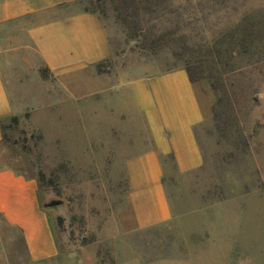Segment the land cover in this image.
<instances>
[{"label": "rangeland", "instance_id": "1", "mask_svg": "<svg viewBox=\"0 0 264 264\" xmlns=\"http://www.w3.org/2000/svg\"><path fill=\"white\" fill-rule=\"evenodd\" d=\"M173 3L177 11L167 18L185 22V44L152 42L150 35H164L173 26L166 16H137L132 0L76 4L77 10L97 12L109 33L114 54L98 70L144 76L184 68L206 113L196 128L204 165L166 178L171 203L182 216L152 230L159 246L149 259L192 252L197 264H264V0ZM27 26L0 25V64L17 108L5 123L0 168L12 166L38 183L39 204L59 249L58 257L41 264H115L121 221L129 215L126 159L139 152L141 139L148 143L141 120L132 114L120 121L98 106L84 113L81 142L76 131L67 147L64 140L51 141L61 118L43 111L53 84L26 37ZM166 163L172 170L171 160ZM147 245L132 244V261L145 255ZM0 264H33L20 232L1 215Z\"/></svg>", "mask_w": 264, "mask_h": 264}, {"label": "crops", "instance_id": "2", "mask_svg": "<svg viewBox=\"0 0 264 264\" xmlns=\"http://www.w3.org/2000/svg\"><path fill=\"white\" fill-rule=\"evenodd\" d=\"M78 1L0 0V25L13 21L28 25L26 37L52 80L43 111L61 118V129L52 130L49 139L64 140L67 147L72 142L71 133L76 131L81 142L84 113L98 106L120 121L135 114L148 143L141 139L139 152L134 156L129 152L126 159L129 215L121 221L122 246L115 264H197L192 252L149 259L157 255L159 246L152 230L171 225L182 216L171 203L166 178L194 173L204 165L196 128L206 113L194 85L184 68L144 76L98 70V65L111 61L113 45L101 16L95 11L77 10ZM4 73L0 64V145L6 141L5 123L17 114ZM34 124L41 127L36 120ZM122 130L112 128L111 132ZM124 132L132 141V132ZM0 215L20 232L31 263L58 257L50 219L39 204L36 179L12 166L0 168ZM139 242L150 246L145 247V255L132 261V244Z\"/></svg>", "mask_w": 264, "mask_h": 264}, {"label": "trees", "instance_id": "3", "mask_svg": "<svg viewBox=\"0 0 264 264\" xmlns=\"http://www.w3.org/2000/svg\"><path fill=\"white\" fill-rule=\"evenodd\" d=\"M174 1L175 0H132V11L137 16L141 12H144L147 14H155L158 16L157 18L166 16L165 21L173 26V29L167 31L166 33H164V35H158V36L150 35L151 38L150 37L149 38L152 39V42L156 43L157 41L161 39V40H166L167 42L169 41L172 43L181 41L183 42V44H185L186 40L189 39V36L185 34H180V32H182V30L185 29L187 26L185 22L181 24V22H178V20H176L173 23V19L167 18L168 14L172 15L173 13L175 14V12L177 11L173 9ZM259 25H261V23H257L256 25L257 26L256 30L258 32L261 30V27ZM251 32L252 34L254 33V31H251ZM248 34H250V32H248ZM247 37H252V36L248 35ZM260 38L261 37L259 36V34L256 33V36H255L256 42H258ZM206 49L208 50V48ZM190 80L192 81L191 77H190ZM13 121H16V119H13Z\"/></svg>", "mask_w": 264, "mask_h": 264}, {"label": "water", "instance_id": "4", "mask_svg": "<svg viewBox=\"0 0 264 264\" xmlns=\"http://www.w3.org/2000/svg\"><path fill=\"white\" fill-rule=\"evenodd\" d=\"M51 205H55V204H51Z\"/></svg>", "mask_w": 264, "mask_h": 264}]
</instances>
